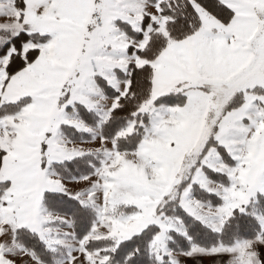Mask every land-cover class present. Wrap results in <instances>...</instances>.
Segmentation results:
<instances>
[{
  "label": "snow or ice",
  "instance_id": "1",
  "mask_svg": "<svg viewBox=\"0 0 264 264\" xmlns=\"http://www.w3.org/2000/svg\"><path fill=\"white\" fill-rule=\"evenodd\" d=\"M0 264H264V0H0Z\"/></svg>",
  "mask_w": 264,
  "mask_h": 264
}]
</instances>
